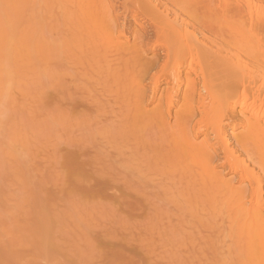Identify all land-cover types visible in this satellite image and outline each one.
Wrapping results in <instances>:
<instances>
[{
	"label": "bare ground",
	"instance_id": "1",
	"mask_svg": "<svg viewBox=\"0 0 264 264\" xmlns=\"http://www.w3.org/2000/svg\"><path fill=\"white\" fill-rule=\"evenodd\" d=\"M32 1L33 0H18L16 3L9 5L8 8L0 9V23L5 25L9 23L8 21L13 20L12 17H17L18 20L30 17L32 19L31 22L35 26H40L43 30H51L50 32L52 33H55L57 30L56 27L59 22L63 23V26L67 30L64 28L63 32L60 33V29L57 27L59 34H62L61 39L56 38V40H60V43L54 39L57 43L56 45L61 44V48L57 46L60 48L59 50H54L53 47H51L54 45L52 44L54 40L51 41L52 43L50 45V41L45 39L41 34L42 37H35L33 39L34 46L30 52L23 50L20 59L24 61L26 65L32 63L35 59L46 63L49 62V65H51L50 63L52 62L58 64V62L55 61L63 57L65 58L64 61L72 65H70L69 69L72 67L71 70H73L74 74H77L78 77L80 75L83 79H79L76 82L75 91L77 93L71 91L77 94L76 96L78 98L76 99L73 93L69 94L74 95L75 98H69V95L65 97L63 102L69 105L66 104L67 107H65L66 109L64 110H67L68 106H70L71 108H69L72 110L73 114L70 113V111L69 113L74 117L77 116V119L80 120L86 119V116H84L79 109L95 107L97 108L98 114L99 111H103V113L106 112V117H108V110L105 104L99 103L100 100H97L96 97L95 99L93 98V101H89L85 98L86 95H89L91 90L99 92L100 88L98 86H101L102 90L99 95L101 94L103 98H108V96H110V101L106 99V103H112V109L115 108H113V104L117 106L113 110V112L117 114V119L113 120H120L122 125L121 128L119 127L120 130L118 127L112 129V131H117L116 129H118L120 137L117 141H115L116 139H110V141L112 140L111 144L115 141L116 145L119 147L114 148L121 152V149H127L128 151V148L130 149V147L133 146L136 153H128L132 150L131 147L127 152L128 154H126L128 157L127 159L130 160L133 158L132 156H136L133 158L134 160L132 159L130 161L136 163L139 161V166H144L145 162L148 163V166L146 164V168L149 167L148 171H146L147 173L151 172V168L153 169L156 167L158 178L164 177L169 181L168 183L172 182V184L184 186V188L182 187L183 190L177 189H179L180 192H184V190L188 192V195H185V192L182 195L186 197L185 200L183 199L184 201H182L180 197L182 205H180V202L178 204L181 208L185 209V213L188 211V214H190L191 212L194 216L197 215L199 218H201L203 214H207L210 217L209 221L211 219H213V221L217 219L216 223L219 220L221 221H219V223L223 224L224 231L227 232V235L224 231V234H222L225 236V239L229 238L234 243L233 249L231 248V255L232 252H234L237 257H233L236 260L234 261L230 259V257L228 258V255L227 258L229 260L224 259L225 262L228 263L230 261L231 264L232 262H236L237 264H264V85H261V82L264 81V42H259V44L257 42V46H252L253 44L249 42L243 43L240 46H231V44L230 46H225V48L229 47V49H225L221 43H213V46L211 45V31L215 32L214 29H211V15H213L211 12L213 8H211V3H217L218 8H216L215 5L213 10L216 9L219 15L223 12L225 14L230 12L240 25L242 23L247 26V30L252 33L253 31L254 33H258L257 30H259L264 34V19H261L264 16L261 15L262 17H259V19L255 16L257 9L260 8L261 10L264 0H37L38 2L34 0L36 1L35 3ZM56 11L59 12L55 13ZM41 13H45V15H41ZM215 14L218 15V13ZM254 16L257 17V19H254ZM46 21L50 24V26H48L49 29L46 28L48 22L44 25L45 29L42 28ZM130 22L131 24L133 23V25L129 33H127L129 29L127 26ZM60 26L61 28L63 27L62 24ZM53 27L55 28L54 31H52L54 29ZM255 30L257 32H255ZM44 32L45 31H43V34L45 35ZM54 33L53 35L57 34ZM49 36H51V34H49ZM259 37L261 38L260 35ZM51 38L52 36L50 39ZM53 38L55 37L53 36ZM19 40L21 44L27 41L28 38L26 36H20ZM240 50L246 52V55H249L250 59L254 62V69L250 68V66L242 60V53ZM149 54L153 55L149 57ZM4 57L5 54L0 55V63ZM61 60H59V62H61ZM54 63L52 64V68ZM61 63L64 64L65 62L62 61ZM68 64L66 65L68 66ZM45 67V71L47 68L49 69V66L47 67L45 65ZM56 68L59 67L54 66V69ZM61 71H59V73ZM9 75L8 71L0 67V81L3 90L6 86L4 83L5 77ZM74 77L73 79L77 80L76 77ZM66 78L68 79V77ZM69 79L68 81H71V78ZM87 79L91 81L88 82ZM93 81H96V83ZM64 82L63 80V83ZM146 83L150 85L148 89H145L147 86ZM72 84L73 83H71V85ZM162 84L166 86L162 88L164 89L162 90L163 92H161V86L163 87ZM60 85L63 86L61 82ZM72 87L70 89H73ZM97 87L99 88L98 90H96ZM64 89L65 87H62L61 91ZM63 93L59 96L64 98L65 95ZM66 93L68 94L67 91ZM59 96L57 99L62 102L63 99L60 100ZM147 96H150L149 102H147ZM104 101L105 100H103V102ZM156 102V107L149 108L151 104L153 105ZM109 109L111 108L109 107ZM174 109H177V111L174 112ZM79 113H81V115ZM114 113L112 114L115 118ZM57 114H59L58 111ZM61 114L66 117L69 115L63 112H61L60 115ZM102 115L100 116L102 117ZM73 116H71L72 118L70 119H73ZM104 117L105 116H103L101 120H104ZM55 118H57V116H55ZM63 118L65 120V117ZM99 118L96 119V121H98ZM70 119L68 118L67 120H69L70 123H74V120L71 122ZM111 119L112 118H110V120ZM172 119L174 120V124L171 123ZM90 121L93 122L94 120L91 119ZM107 123L106 125L109 126L110 124L108 125ZM97 124L100 125L99 122ZM113 124H115V122ZM102 125L101 122V126ZM228 127H231L233 131L243 127L245 131L239 135H233L234 137H229L227 135ZM102 128L103 127H101V130L104 131ZM108 131L104 132L108 135ZM180 133L184 135L179 137L178 134ZM115 135L117 134L115 133ZM104 136L106 137V135ZM201 137H203L202 140L198 142ZM100 138H102V136ZM148 140H154L153 142H156V144L153 148L152 142V151L151 148L150 150L148 148V151L151 152H147L146 154L148 155H143V159L140 160L141 158H137V155L140 150H146L144 148L147 147ZM110 141L106 142L109 143ZM104 142L103 140L102 143ZM146 142L147 144H145ZM143 144H145L146 147ZM103 148L105 149L104 146ZM114 148L113 150H115ZM107 150H110V152L112 151L111 147L109 149L107 148ZM113 152L114 151L111 152V155ZM80 154H78L79 157H85V155H82V152ZM115 155H112V157L119 158V156ZM129 155L131 156L129 157ZM78 156L77 158L75 157L73 164L71 163L73 160L70 162L72 166L68 169L69 171L67 170V174L65 175L67 177L64 176L66 183L71 184L75 182L88 185L89 183H93L97 188L96 193L100 198L99 202L101 205L103 203L102 201H104L103 205L106 204V201L107 203L112 202L115 208L113 209L112 207L111 209H116L115 213L118 212L116 214H119V211H121L120 213L123 212L121 215L125 213L126 216L128 215L134 219V223L140 224V220L144 215H142L143 217L140 215L139 218L138 214L141 213L140 211L146 210V204L144 203L149 201L146 199L147 202H145L143 197H141L143 200L138 199L139 194H137V197H133L135 193H137V190L133 193L135 191H133V189L135 188L130 190V193H126V191L125 193L124 191L123 193H121L122 191L118 192L120 188L117 187L118 184H115L117 179L115 180V177H113L114 175L116 176L114 172H112L114 173L113 176L108 174L111 176L110 180H107L108 182H110L113 177L111 183L105 181V176L103 179H100L101 181L96 179L97 175L100 172L102 173L103 170L107 168L110 170L116 168L110 165L111 162H108L109 166H107L108 164L105 162L106 167L105 165H101L104 164L101 163L104 162L102 159L100 161L101 164L97 162L100 159V157H97L99 159L96 158L97 161H95L98 164L95 163V161L94 163H92L93 161H90L91 163H83L81 160H78ZM52 158H54V156H52ZM124 158L126 157L124 156ZM54 159L52 160L50 158L52 161H54ZM109 160L111 161V157ZM122 160L119 161L123 162L124 160ZM120 162L115 163L116 165L119 164L117 167L122 169ZM125 162L124 164L127 163ZM133 162H131L132 165H135L134 167L138 169V167H136L138 165H136V163L133 164ZM66 164L67 163H65L64 166ZM143 166L141 167L145 168ZM221 167L226 168L235 178L232 180L226 179L220 170ZM118 169L119 168H117V170ZM122 170L119 169L118 172ZM126 170L128 171L127 167ZM130 170L133 171L132 169ZM123 173H120L122 176L119 174L118 177L121 176L120 178L125 179ZM138 173H136V175ZM141 173L143 172L141 171ZM100 175L101 174H99V176ZM140 175L135 179L139 180V178L143 177H140ZM145 177L147 176H144V178ZM144 178H142L141 181ZM152 178L153 176L151 178L149 176L148 179L150 180ZM164 178L160 179H163L165 182ZM146 181L143 182L147 186ZM152 181H154V179ZM155 181V183L158 184L159 181L157 182V179ZM121 182L119 183L122 184ZM143 182L140 183L137 181L139 184H143ZM127 184L124 185L127 186ZM130 184H132V180ZM152 185L153 184L150 186ZM154 186H152V188ZM130 187L132 186L130 185ZM172 187L174 186L170 188ZM176 187L175 189L172 188V190L176 191ZM123 188L124 186L122 190ZM165 188L170 190L169 186H166L164 188L162 187V192L168 190ZM90 190L87 191L90 192ZM140 190L143 191L142 188ZM155 190L154 187V191ZM169 190L167 192L170 193L167 194L173 196L172 190ZM152 191L151 194L153 193ZM175 191L174 193L178 194V192ZM193 191L196 193L194 192V194ZM109 192H113V194H111L112 196ZM165 192L163 196L165 197L166 195V198H169L171 195L167 196ZM190 192L194 194V197H191L192 193ZM117 193L118 195H115ZM151 194L149 195L150 198H148L151 199V202H154ZM176 194H174L175 197L177 196ZM175 201H173L172 204ZM150 204L152 205V203ZM107 205L109 204H106V208L108 207ZM153 205L151 207H153ZM178 205L176 204L175 207ZM151 207L149 206V208ZM102 208L103 206L100 209L101 211ZM179 208L176 207V209H178L177 213H179L178 215L180 216L181 214L179 211H182V209L179 210ZM108 210V212H110V208H108ZM150 210L151 209L148 211ZM103 212H106L104 208ZM185 216L192 218L189 215ZM207 217L206 219L208 220ZM206 219L204 222L207 221ZM135 220H137V222ZM194 220L191 221L195 223H200L202 221L198 222L197 219ZM133 221L131 222L133 223ZM202 222L201 225L204 224V222ZM209 224L211 225L212 223ZM216 225L214 226L216 227ZM197 226L200 225L198 224ZM207 226L208 224L206 227ZM225 226H227V228H225ZM133 227L135 229V226ZM137 227H139V225ZM204 227L205 226H203V228ZM213 227L212 229L210 228L212 231L208 229L210 233L215 230H213ZM219 227L222 229L221 225ZM198 228L200 229V227ZM218 230L216 229L215 231ZM221 236L216 237L221 240ZM134 238L135 237L131 236L129 240L132 239L133 241ZM141 238L139 237L137 240L140 241L139 239ZM129 240L125 241L129 243ZM138 241L136 242L137 245L144 243L141 242L138 244ZM219 242L220 241H218V243ZM222 244L223 241L220 245ZM129 245L131 244L129 243ZM138 247L140 251V246ZM138 247L133 246L132 249L128 250L127 254H125V264L150 263L148 261L149 259L145 257L146 254L139 256L143 254V248H141V254H138ZM128 248L131 247L128 246ZM227 249H229V247ZM231 249L226 250L228 254ZM151 251L153 252V250ZM223 251L221 252L224 254ZM226 251L224 256L227 255ZM144 252L146 253L148 251L146 250ZM138 257H142L141 259L145 257L147 262L145 260V262L140 260ZM208 257L207 259L210 258ZM223 258L224 257L221 259L222 262ZM218 263L221 262L217 261V264Z\"/></svg>",
	"mask_w": 264,
	"mask_h": 264
},
{
	"label": "rangeland",
	"instance_id": "2",
	"mask_svg": "<svg viewBox=\"0 0 264 264\" xmlns=\"http://www.w3.org/2000/svg\"><path fill=\"white\" fill-rule=\"evenodd\" d=\"M17 1L18 0H0V9L8 8L9 5H12ZM36 1L33 0L32 2L35 3ZM211 4H212L211 8L212 7L214 8L215 5L216 8H218L216 2H213ZM262 5L263 6H261V10L260 8H258L256 11V15L254 14L255 16L258 17V19L259 17L261 18L262 16H264V11H263L264 3ZM213 8L211 9V12L213 13V15H211L212 16L211 29H214L215 32L211 31L212 46L213 43H221L225 48V46H230V44L231 46L232 45L240 46L241 44L246 42L247 43L249 42L253 44L252 46H254L256 45L257 42L258 44L259 42L261 43L264 42V34L262 32L257 30L258 33H254V31L252 33L251 31L247 30L246 28L247 26H245V24L241 23L240 25V23L236 21L235 17H233L234 15L232 16L230 12L228 13L226 11L227 12L226 14L223 12L222 14L219 15V12H217L216 9L213 10ZM58 12L56 11L55 13ZM215 13H218V15ZM43 14L45 15V13ZM43 14L41 13V15ZM255 16L254 19H257V17ZM43 17H47V16H43ZM12 18L13 20L8 21L9 23L5 25L0 23V55L5 54V57L0 63V67L8 71L10 74L9 76L5 77L4 83L6 84V86L4 90L2 89L3 86L0 81V264H125V260H126L125 254H127L128 250L132 249L133 246H137V247L140 246V251H139V247L137 250L138 254H141L143 250V254L139 256H143L144 254H146L145 257L149 259L148 260L150 262L149 264H206V263L211 264L212 262H213L212 264H217V261H220L222 264H224L225 260H227L229 257L230 259L236 261L234 259L237 258L235 256V253L232 252L231 255V251L233 249L232 247H234V243L229 238L225 239V236L223 234L226 233L227 235V232L224 231L223 224L219 223L220 221L219 219L217 224L216 223L217 219H215L214 221L213 219H211L209 221L210 217L207 214H203L201 218H199L197 215L194 216L193 213L191 212L190 214H188L189 213L188 211L187 213H185L184 212L185 209L181 208V206L178 205L179 202L180 205H182L181 200L184 201L186 198L185 196L184 197L182 196L184 192L185 195H188V192H186L185 190L184 192H180V190H183L184 186L182 185L178 186L172 184V182L168 183L169 181H167L166 178L160 177V178H164L166 182L165 185L163 179L158 178L157 168L155 166H154L155 168L153 169L151 168V172L147 173L146 171H148L149 169V167L146 168L148 166V163L145 162L144 166L141 165L145 167L142 168L141 166H139L138 160L137 163L130 161L136 156L135 157L132 156L133 158L131 157L132 159L130 160L127 159L128 157L126 154L128 153L130 154L136 151L135 149H133V146H131L133 151L130 150L131 147L130 149L128 148V151L130 150L129 152L127 151V149L126 150L121 149V152L120 150L115 149L116 147L119 148L118 145H116L115 141H117V139L120 138L119 130L122 125L120 120L117 121L113 120V119H117L116 118L117 114L113 112V110L117 106H114L113 104V108L114 107L115 108L112 109V105H111L112 103L110 104L106 103L107 100L110 101L109 99L110 96H108V98L104 97L105 98L104 99L103 97H101V94L99 95V93L102 90L101 86H98L100 89L98 87L96 88V90L99 89V92L95 90H91L89 95H86L88 97L85 96V98H87L89 101H93V98L95 99L96 97L97 100L101 101V102L99 101V103L105 104V106H107L108 111L107 110L105 111H107V116L108 115L109 116L106 117V112L103 113V111L101 112L99 111L98 114L97 108L95 107H85L79 110H81V113L84 116H86V119L79 120L77 119L78 118L77 116L74 117L73 115L70 114L72 113L70 106H68V109L70 110L68 109L64 110L66 109L65 107H67V105L69 104L66 103L67 104L66 105L63 101L65 97L68 95L69 98H75V97L76 99L78 98L76 96L77 94H74V92L77 93L75 91L76 82L79 79H83V78L80 75L79 78L77 74H74L73 70H71L72 67L71 69H69L71 64L69 65L67 61H64L65 58L61 57L63 55H61L60 56L61 58L55 61L58 62L59 65L55 64L54 62L50 63L51 65H49V62L46 63L44 61L43 62L38 61L37 59L33 60L32 63L26 65L25 62L20 59V55L23 52V50L26 52H30L34 46L33 39L35 37L40 38L41 34L44 36L45 39H48V41H50V45L52 42H54L52 44H54L55 46L54 45L51 46L53 47L54 50H59L61 48L60 46L61 44L56 45L57 43L55 42V40L56 38L61 39L62 34H59L58 28L60 29V33L63 32V29L65 28L63 26V23L60 22L58 23L57 26L58 28L56 27L57 30L55 31V33L57 34L53 35L54 32L53 33L50 32L51 30H47V29L43 30L40 28V26H35L31 22L32 19L30 17L20 20H18L17 17H12ZM261 19H264V17H262ZM47 22L48 21L44 22L42 28L45 29L44 25ZM61 24L63 26L62 28L60 26ZM132 25L133 23L131 24V22L130 24H128L127 28L129 29L127 33H129V30H131L130 28H132ZM48 26H50L49 22L47 23L46 28H48ZM54 30L55 28L52 31ZM43 31H45L44 32L45 35L43 34ZM257 31L255 30V32ZM48 33L51 34L52 36L51 39H50L51 36H49ZM259 35L261 36V38L259 37ZM20 36L21 37L26 36L28 40L20 44L19 43ZM53 36L55 38H53ZM58 39L56 40L57 42L60 41ZM57 46H59L60 48ZM225 49H229V47H226ZM240 52L242 53L241 55L242 60L246 64H248L250 68L254 69L255 68L254 62L250 59L249 55H246L247 53L242 50H240ZM151 55L153 54H149V57ZM59 60H61V62L62 61L65 62L64 63L65 65L59 62ZM53 63L54 65L52 68ZM66 64H68L69 67ZM45 65L47 67L49 66V69L51 67V69L49 70L47 68V70L45 71L44 70V68L46 69ZM54 66L59 68H56L57 69L56 70L54 69ZM59 71L61 72L59 73ZM65 73H68L69 75ZM72 75H74L75 77L77 75L76 77L77 80L73 79L74 76ZM66 77H68V79ZM69 78H71V81H68L70 80ZM63 80L65 81L64 83ZM87 81L89 82L91 80L87 79ZM60 82L62 83L63 86L60 85ZM71 83H73L72 84L73 87ZM94 83H96V81ZM146 84L147 86L145 87V89H148L150 85H148V83ZM162 85L163 87L161 86V92H163L162 90H164L162 88L166 87L164 84ZM261 85H264V81L261 82ZM62 87H65L64 90L67 89L66 91L68 92V94L64 90L61 91ZM71 87L74 90L70 89ZM61 93L65 95L64 98L59 96ZM69 93L71 94L73 93L75 97L74 95H71ZM58 96L60 100L63 99L62 102L57 99ZM57 100L59 103L57 102ZM103 100L105 101L103 102ZM149 101H150V96H147V102ZM156 105L157 102L153 105L151 104L149 108H154L156 107ZM109 107L111 109H109ZM63 110L66 112H64ZM57 111L59 112V114H57ZM176 111L177 109L176 110L174 109V112ZM61 112H63L64 114L68 113L69 115H67V117L63 114L60 115ZM111 112L114 113L115 118L113 117V114ZM81 113L79 114L81 115ZM100 115H102V117ZM55 116H57V118H55ZM71 116H73L74 118L70 119L72 118ZM103 116H105L104 120L103 119L101 120ZM63 117H65V120ZM68 118L70 119L71 122H73L72 120H74V123H70L69 120H67ZM98 118L99 120L96 121V119ZM110 118L112 119L110 120ZM91 119L94 120L95 122L90 121ZM173 121L174 120L172 119L171 123L174 124ZM96 122L97 123L99 122L100 125H98ZM101 122L103 124L102 126H101ZM114 122L115 124H113ZM106 123L110 125L107 126ZM99 126H100V130L101 127H103L102 129H104L105 132L110 130L108 131V135L103 130L100 131ZM116 127L118 128L120 127L119 130L116 129L117 131L115 130L112 131V129ZM244 131L245 130L243 127H240L234 131L232 130L231 127H228L227 132L229 134L227 133V135L229 137L230 136L234 137L233 135H239ZM115 133L117 135H115ZM103 134L106 135V137ZM183 135L184 134L182 133L178 134L179 137H182ZM101 136L105 142L110 141V139L112 140L116 139L114 141L115 144L112 143L114 146L111 144L112 140L109 143L107 142L102 143L103 140L102 138H100ZM202 138L203 137L199 138L198 142H200ZM153 141L148 140L147 141L148 144L147 142L145 143L147 144V147L145 146V144H143L146 147L144 148L146 150H140L139 154L137 155V158H141L140 160H142L143 159L142 157L148 155L146 154L147 152L149 153L152 151L151 143ZM156 142H153V148ZM103 146L105 147V149L103 148ZM110 147L112 151H114L112 155L119 153L118 155L115 156H119L120 159L116 157L117 160L123 159L124 160V161L122 160L123 162H120L119 160L117 161L114 156L112 157L111 155L112 151L110 152V150H107V148L109 149ZM113 148L117 151L113 150ZM148 148L149 150L151 148V151H148ZM100 151H102L103 153ZM79 152L80 153L82 152V155H85V157L83 158L79 157L78 156V154H80ZM122 153L126 158H124ZM131 155H129V157ZM52 156H54V158H56L57 160L52 158ZM77 156L79 157L78 160H81V162L83 163L84 162L91 163L92 161H93L92 163H94L95 160L97 161V159H99L97 157H100L99 161H97L99 164L104 163L101 165H105V162L107 164L108 162L109 163L111 162L110 165L113 166V168L116 167L115 168L116 172L115 169L111 168L112 170H114L112 171L109 168H107L103 170L102 173L100 172L99 174L101 175L99 176L98 174L96 179L100 180L103 179V177L105 176L104 178L106 180L105 179L104 180L107 181L110 180V177L113 176V174L115 173L116 176L114 175L113 177H115L114 178L115 180L117 179V181H115V184H118L117 187L120 188L118 192L122 191L121 193H123L124 191L125 193L126 191V193L127 192L130 193V190L135 188L133 189V191L135 190L133 193H135L137 190V193H135V195L131 191V193L134 195L133 196L131 194L133 197H137V194H139L138 199L141 200L144 199L145 202H147L146 199L149 201L147 203H144L147 205V206L145 205L147 210V215H146V210L140 211L141 213L138 214L139 218L140 215L141 216L144 215L145 217L144 218L142 216L143 218H141V220L137 219L141 221V222L139 221L140 224L134 223L133 221L134 219H132L128 215L126 216L125 213H124L125 216L124 214L121 215L123 213V212L120 213L121 211H119V214H116L118 212L115 213L116 209L113 210L115 207L113 206L112 202L109 203H107V201L105 202L106 204H109L107 205L108 206L107 208H106V204L103 205L104 201H102L103 203L101 205V203L99 202L100 198L96 193L97 188L96 186H94L93 183H92L93 185L90 183L89 185L81 184V183L79 184L75 182L71 184L66 183L65 177L67 176L65 175L67 174V170L70 168V166H72L74 159L75 157L77 158ZM110 157H111V161L109 160ZM50 158L52 160L54 159V161L50 160ZM101 159L104 162L100 163ZM96 161L95 163H97ZM114 161L118 163L120 162L122 169L125 170H122L120 167H117L119 164L116 165ZM124 162L126 164H124ZM131 162H133V164L136 163V165H138L136 166L138 167V169H136L134 167L135 165H132ZM65 163L67 164L64 166ZM107 166H109V164ZM126 167L128 168L129 172L126 170ZM117 168L122 170L125 174L122 171L118 172L119 169L117 170ZM129 168L132 169L133 171H131ZM135 169H136V173H138L139 171L141 175L139 173L136 175ZM220 170L222 171V174L226 177V179L232 180L233 178H235V176L232 175L230 172H228L226 168L221 167ZM141 171L143 173H141ZM120 173H123V175H125L124 177L125 179L120 178L122 176V174ZM144 173H147L150 176V178L153 176V178L150 179L151 181L148 179L149 176ZM108 174L111 176H109ZM119 174L121 175L120 177H118ZM130 175L132 176L134 175L133 176L134 178ZM138 175H140V177L141 176L143 177L139 178V180L135 179L139 177ZM144 176H147L148 178L147 177L144 178ZM113 177L111 178V181ZM142 178H144L145 180L143 179L141 181ZM153 179L154 181H152ZM156 179L157 182L159 181L158 184L155 183ZM131 180H132V184H130ZM136 180L139 181L140 183L146 181L147 186L145 185L144 182L143 184L137 183ZM148 180L150 181V183ZM111 181L110 182L107 181V182L111 183ZM119 182H121L122 184H120ZM123 183L124 184L128 183L129 184V185L127 184L128 188ZM151 184H153L152 186H154L155 184L159 186L155 185L154 187L156 190L154 191V187L152 188V186H150ZM119 185L124 186L123 190H122L123 186H119ZM130 185L132 187H130ZM170 185L174 186L172 187L173 189H175L176 186H177L176 189L177 188L180 189V190L179 189L176 190L178 194L174 193L175 190H172V188H170L171 187ZM166 186H169L170 190L168 188L165 189H168L169 191L172 190L171 192L174 197H175L174 194L177 195L175 198L171 194H167L170 193L167 192L168 190L164 192L167 194V196L171 195L173 198L171 196H170L171 198L170 197L166 198V195L165 197L163 196L164 192H162L163 191L162 187L164 188ZM138 188L140 189L142 188L143 191H141ZM158 188L160 191L158 190ZM87 190H90V192ZM150 190L153 192L152 194ZM194 192L195 191H193V193ZM193 193L192 195L190 194L191 197L192 196L194 197V194L196 192L194 194ZM111 194H113V192L110 193V195ZM150 194L151 196H153L155 203L151 202V199H149ZM115 195H118V193ZM142 195H144L146 198ZM141 197H143V199ZM175 199L178 202H176ZM173 201H175L173 204L178 205L176 207L178 208L180 207L179 210L182 209V211H179L181 214L180 216L178 215L179 213H177L178 209H176L175 205L172 204ZM150 203H152V205L154 204L153 207H151L152 205ZM102 206L104 208V211L106 210V212L109 214L103 212V208L102 211L100 210ZM149 206L151 208H149ZM112 207L113 209H111ZM157 207H159L160 209ZM108 208H110V212H108L109 211ZM148 208L151 209L150 211H153L154 209L156 211L154 210L152 213H149L150 211H148L149 210ZM182 212H184L185 215H189L192 218L197 219L198 222H200L201 220L204 222V220L208 216L207 217L208 220L207 219L206 220L209 222L207 221L204 222V224L206 225L208 224V226L206 227V225L204 224L201 225L202 222L201 221L200 223L196 222L197 225L198 224L200 225V226L196 225L197 227L196 228L195 227L196 223L191 221L194 219L185 216L184 213ZM137 220L135 221L137 222ZM131 221H133L134 224ZM189 222L192 224H190ZM209 223L212 224L210 225ZM138 225L139 227H137ZM214 225H216V227L218 228H216ZM220 225L222 226L223 230L220 229L221 228L219 227ZM133 226H135V229ZM192 226L194 227V229ZM203 226L205 227L203 228ZM211 226L212 227L214 226L213 230L214 229L215 230L219 229V230L218 231L214 230L215 231V232L213 231L214 233L213 232L210 233V231H212L210 230V228L212 229ZM198 227H200V229ZM225 228H227V226H225ZM210 234L212 237L210 236ZM129 236L135 237L133 240L135 243L132 241L133 238L129 240L130 238ZM136 236H139L140 238L142 237L141 239H139L140 241L137 240L139 237ZM216 236L217 237L221 236L222 239L220 240ZM201 237L203 240L201 239ZM228 239L230 242L228 241ZM125 240L127 241L129 240V243L131 245H129V243ZM137 241L138 244H140L141 242L144 243H141V245H137L136 244ZM218 241L220 242L218 243ZM222 241L223 244L220 245ZM127 245L131 248H128ZM227 246L229 247V249L232 248L229 251V254L228 251H226L229 250L227 249L228 248ZM141 248L143 249L141 250ZM145 249L148 252L145 253L144 252L146 251ZM151 250H153V252ZM221 251H223L224 254L226 251L227 255L224 256V254ZM218 252L221 253L219 254ZM206 256L207 257L209 256L210 258L208 257L209 259H207ZM145 257L143 259H141L142 257H138V258L144 261L146 259ZM222 257H224L223 262L221 260ZM235 263L236 262H232V264ZM146 264H148V262ZM225 264H231V263L229 261L228 263L225 262Z\"/></svg>",
	"mask_w": 264,
	"mask_h": 264
}]
</instances>
